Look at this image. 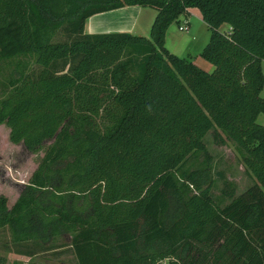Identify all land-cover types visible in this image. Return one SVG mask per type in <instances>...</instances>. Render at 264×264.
Returning a JSON list of instances; mask_svg holds the SVG:
<instances>
[{
	"label": "trees",
	"instance_id": "1",
	"mask_svg": "<svg viewBox=\"0 0 264 264\" xmlns=\"http://www.w3.org/2000/svg\"><path fill=\"white\" fill-rule=\"evenodd\" d=\"M125 6L157 11L149 36L84 33ZM189 8L211 71L164 46ZM262 60L264 0H0V122L30 150L50 141L11 207L0 194V229L77 264H264ZM206 136L234 146L245 190L218 173L213 195Z\"/></svg>",
	"mask_w": 264,
	"mask_h": 264
},
{
	"label": "rangeland",
	"instance_id": "2",
	"mask_svg": "<svg viewBox=\"0 0 264 264\" xmlns=\"http://www.w3.org/2000/svg\"><path fill=\"white\" fill-rule=\"evenodd\" d=\"M184 20V17H180L178 22L176 19L172 24L179 32L178 36L185 38L186 42L188 40L190 42L189 49L186 51L188 53L178 56L192 60L193 56L208 43L210 30L198 17L188 16V25L184 24ZM178 25L186 26L187 31H179ZM219 31L228 32L229 25L222 24ZM62 36L64 37V35H60V38H63ZM261 68L264 75V60L261 61ZM29 69L35 71L38 67L34 65ZM260 96L264 97V85ZM257 122L264 125V114L258 116ZM10 131L11 128L6 120L0 122V194L6 196L8 207L13 205L24 184L28 183L45 150L50 145V141H46L38 150H30L24 145L23 140L13 141ZM204 140L207 141L208 149L214 159V196L219 195L223 187L222 177H219L218 173H222L224 178L236 184L237 193L252 184V178L247 174L238 152L231 143L216 147L207 136ZM46 248L32 242L14 246L11 242L9 229L7 227L0 229V264H77L73 252L68 246L51 250ZM19 250H27L26 255L19 254Z\"/></svg>",
	"mask_w": 264,
	"mask_h": 264
},
{
	"label": "crops",
	"instance_id": "3",
	"mask_svg": "<svg viewBox=\"0 0 264 264\" xmlns=\"http://www.w3.org/2000/svg\"><path fill=\"white\" fill-rule=\"evenodd\" d=\"M156 12L157 11L151 7L125 6L105 12L96 13L89 16L85 20L83 31L84 33L88 34L127 32L134 35L147 37L149 36L150 27L156 15ZM189 12L191 16L202 19L201 14L197 8H189ZM180 17L184 16L180 15L177 18L176 22L179 21ZM174 23L175 22H171L166 30L164 46L169 52L177 56H181L184 55V53H188L186 51L189 49L190 42L188 39V42H186L185 38L178 36L179 32L177 31L176 26L172 25ZM188 24L189 21L187 19L186 25ZM179 26L180 25H178V30L184 31L180 30ZM200 52L193 56V62L202 69L211 71L213 68L212 65L199 56Z\"/></svg>",
	"mask_w": 264,
	"mask_h": 264
},
{
	"label": "built area",
	"instance_id": "4",
	"mask_svg": "<svg viewBox=\"0 0 264 264\" xmlns=\"http://www.w3.org/2000/svg\"><path fill=\"white\" fill-rule=\"evenodd\" d=\"M184 23L186 24L187 21H185ZM179 29H180V30H187V27H186V26H184V27H183V26H179Z\"/></svg>",
	"mask_w": 264,
	"mask_h": 264
}]
</instances>
